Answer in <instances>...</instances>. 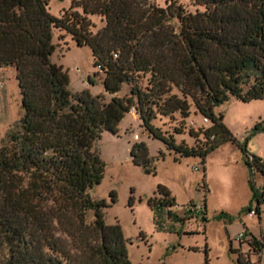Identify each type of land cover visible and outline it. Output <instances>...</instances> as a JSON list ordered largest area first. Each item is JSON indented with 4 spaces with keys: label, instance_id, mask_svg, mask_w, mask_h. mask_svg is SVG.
I'll return each instance as SVG.
<instances>
[{
    "label": "trees",
    "instance_id": "obj_1",
    "mask_svg": "<svg viewBox=\"0 0 264 264\" xmlns=\"http://www.w3.org/2000/svg\"><path fill=\"white\" fill-rule=\"evenodd\" d=\"M47 2L0 0V66L14 68L21 108L0 139V264H130L119 223H105L107 203L88 192L104 169L93 141L103 130L115 133L133 107L175 160L196 156L204 166L210 151L235 140L214 107L231 95L264 99V0H192L193 11L177 0L163 7L152 0H71L59 16ZM89 15L103 21L94 32ZM52 28L90 48L109 98L67 88L66 72L49 58ZM123 83L128 93L119 96ZM191 108L208 124L187 128L192 144L176 142ZM175 113L180 120L171 132L155 123ZM238 145L250 174L264 177V159ZM129 156L150 171L143 142H134ZM248 185L246 210L259 217L264 184ZM157 192L148 205L175 203L165 186ZM242 242L246 252L229 248L234 264H255L249 254H259L264 242ZM201 264H210L206 256Z\"/></svg>",
    "mask_w": 264,
    "mask_h": 264
},
{
    "label": "rangeland",
    "instance_id": "obj_2",
    "mask_svg": "<svg viewBox=\"0 0 264 264\" xmlns=\"http://www.w3.org/2000/svg\"><path fill=\"white\" fill-rule=\"evenodd\" d=\"M71 0H48L47 11L59 16ZM163 7L170 0H152ZM193 11L192 0H177ZM91 31L103 25L98 15H89ZM54 49L50 61L61 65L68 77L71 92L88 90L92 94H110L102 86V73L93 65L90 48L76 45L62 30L52 28ZM129 85L123 83L117 94L128 93ZM234 137L210 151L203 166L199 157L187 156L178 160L162 141L148 135L140 125L134 111H127L119 120L116 132L103 130L93 141L92 148L103 161V175L88 192L94 199H103V219L107 224L118 222L125 237L127 258L130 264H201L204 256L210 264H234L235 252L230 247L246 252L245 242L238 243L241 234L246 240L251 236L264 242V203L259 217L250 214L251 192L248 179L255 186L264 184L258 172L250 174L245 164L247 151L264 159V99L240 100L229 96L214 107ZM21 113L20 93L12 66H0V139L18 120ZM192 108L183 120V131L174 134L176 142L192 144L187 128L208 124ZM179 116H162L155 123L169 132L179 124ZM134 134L137 136L134 138ZM143 142L150 157L147 172L136 165L129 156L130 146ZM161 153V154H160ZM165 186L174 197L171 206H150V196L159 197L157 186ZM115 199L111 201L110 192ZM91 216V211L87 212ZM250 261L264 264V249L259 254H249Z\"/></svg>",
    "mask_w": 264,
    "mask_h": 264
},
{
    "label": "built area",
    "instance_id": "obj_3",
    "mask_svg": "<svg viewBox=\"0 0 264 264\" xmlns=\"http://www.w3.org/2000/svg\"><path fill=\"white\" fill-rule=\"evenodd\" d=\"M131 111H134V109H133V107H131ZM203 120H206V118H203ZM137 136L134 134V138H136ZM249 213L250 214H254V211L252 210V209H250V211H249ZM243 235H239L238 237H237V239H242L243 237H242Z\"/></svg>",
    "mask_w": 264,
    "mask_h": 264
}]
</instances>
